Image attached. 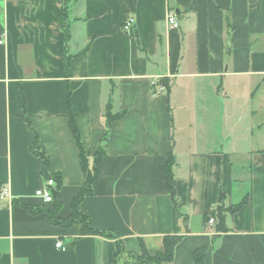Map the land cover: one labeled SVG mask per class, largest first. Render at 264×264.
Masks as SVG:
<instances>
[{
	"label": "crops",
	"instance_id": "0c3cea01",
	"mask_svg": "<svg viewBox=\"0 0 264 264\" xmlns=\"http://www.w3.org/2000/svg\"><path fill=\"white\" fill-rule=\"evenodd\" d=\"M62 4L0 0V264H113L116 238L12 202L51 207L35 192L59 172L60 216L71 214L85 175L69 112L91 156L112 89L113 110L125 114L81 202L93 228L136 253L182 235L163 264H194L198 249L204 264H264V0H72L68 75ZM36 135L48 165L31 151ZM171 154L186 221L166 187ZM221 195L226 205L247 197L223 233L203 219Z\"/></svg>",
	"mask_w": 264,
	"mask_h": 264
},
{
	"label": "trees",
	"instance_id": "16d2710c",
	"mask_svg": "<svg viewBox=\"0 0 264 264\" xmlns=\"http://www.w3.org/2000/svg\"><path fill=\"white\" fill-rule=\"evenodd\" d=\"M72 0H63L62 9L59 14V26L64 32L65 35V66L66 73L68 75L69 69V59L70 55L69 51V42L72 37L71 32V22L69 19V3ZM166 87H168V83H164ZM113 89L111 90V96L113 93ZM109 97L103 113L102 117L104 119V135L102 142L97 151L89 156L85 150V146L83 144L81 134L79 132V128L75 119V115L70 111L69 112V129L75 139L77 147L79 149L80 159H81V167L85 175V182L78 193L73 198L71 204V214L68 217L60 216V211L62 210V204L58 199V192L63 184V177L59 172H52L51 176L56 181V188L53 190V201L51 207H46L44 204H28L19 199H14L12 202L20 205L24 209H26L31 214H44L47 221L52 225H58L63 227L71 226L75 223L82 225V233L83 235L87 234H95L102 235L105 237L116 238L119 244V250L117 251L113 264H163L164 262L172 261L175 255V248L178 242L183 237L179 234H170L164 236L163 239V250L156 252L155 254H151L144 243L142 242V251L141 253L131 252L125 250L123 246L122 240L119 238L118 234L113 231H103L97 230L92 226V220L89 212L84 210L81 207L82 200L93 193V183L99 177V165L101 159L106 154L107 151V142L111 130V125L115 120L120 119L124 116V110H113V99ZM68 105L70 106V99L68 98ZM31 151L38 158H40L45 165L49 164V155L45 150L40 138L36 135L35 141L31 145ZM175 160L174 156L171 154L165 166V182L167 191L169 192L172 202L177 210V216L179 218L184 219L186 221L188 219L187 215H183L180 211L181 201L176 192V178L175 174L172 170V166L174 165ZM247 202V197L241 200L237 204L226 205L225 196L221 195L219 199V203L217 206L211 211L205 213L203 219L204 221H208L210 216H213L216 219L217 226L216 229L219 233L227 232L230 228L227 225V215L233 214L237 212L245 203ZM44 203V202H43ZM205 261V253L204 250L198 249L194 253V264H204Z\"/></svg>",
	"mask_w": 264,
	"mask_h": 264
},
{
	"label": "built area",
	"instance_id": "2783aa9c",
	"mask_svg": "<svg viewBox=\"0 0 264 264\" xmlns=\"http://www.w3.org/2000/svg\"><path fill=\"white\" fill-rule=\"evenodd\" d=\"M168 21L172 28H179V21L173 11H171L168 15ZM133 24V19L131 17H128L124 23V28H129ZM3 43V40L0 38V44ZM164 88V86H162ZM56 188V181L52 176H50L41 187H39L35 195L41 199L44 203H49L53 201V190ZM8 195L7 189H2L0 191V198H5ZM216 219L213 216H210L208 219V225H214L216 224ZM57 245H60L58 243Z\"/></svg>",
	"mask_w": 264,
	"mask_h": 264
},
{
	"label": "water",
	"instance_id": "95a60500",
	"mask_svg": "<svg viewBox=\"0 0 264 264\" xmlns=\"http://www.w3.org/2000/svg\"><path fill=\"white\" fill-rule=\"evenodd\" d=\"M180 226H181V228H182V230H183V226H182V220L180 221Z\"/></svg>",
	"mask_w": 264,
	"mask_h": 264
}]
</instances>
